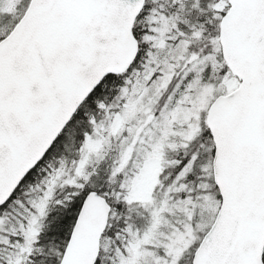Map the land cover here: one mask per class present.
I'll return each mask as SVG.
<instances>
[{"label": "snow or ice", "instance_id": "snow-or-ice-1", "mask_svg": "<svg viewBox=\"0 0 264 264\" xmlns=\"http://www.w3.org/2000/svg\"><path fill=\"white\" fill-rule=\"evenodd\" d=\"M0 264H264V0H0Z\"/></svg>", "mask_w": 264, "mask_h": 264}]
</instances>
